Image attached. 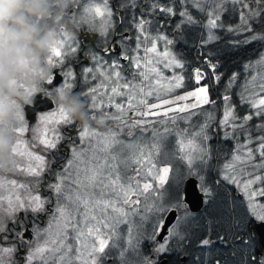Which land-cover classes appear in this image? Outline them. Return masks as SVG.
Masks as SVG:
<instances>
[{"label":"snow or ice","instance_id":"obj_1","mask_svg":"<svg viewBox=\"0 0 264 264\" xmlns=\"http://www.w3.org/2000/svg\"><path fill=\"white\" fill-rule=\"evenodd\" d=\"M229 4L233 13L239 6V23L227 26L226 31L250 34L233 46L264 42V0H172L163 5L152 0L149 13L162 14L166 22L180 17L172 39L159 32L153 36L147 28L152 22L134 14L131 26L136 34L125 35L127 29L117 33L109 0H89L87 5L69 0L70 8L77 9L81 26L87 24L89 31L99 32L105 40L110 31L115 37L104 51L117 59H106L103 53H84L93 66L83 68V82L99 83L79 94L88 98L85 103L91 120L103 131L90 123L74 137H66L58 126H71L73 120L62 107L40 114L39 125L33 129L36 143L32 148L42 146L45 153H51L66 140L70 152V158L54 170L55 159L32 151L24 139L29 130L27 106L34 101L26 98L18 108L12 148L16 159L11 168L0 171V264H106L110 259L115 264H201L202 258L188 251L192 213L187 182L190 178L198 181V191L207 204L214 192L205 177L212 172L226 205L221 219L231 232L230 236L227 232L218 235L216 240L231 242L232 254L239 257L236 264H264V239L250 227L264 224V53L243 66L248 76L240 85L239 104L247 105L250 111L239 113L231 102L232 95L225 94L222 118L217 121L214 112L203 106L216 104L210 98V88L221 82L223 73L205 57L212 70L210 79L196 67L188 76L194 80V87L188 90L185 73L174 71L184 70L185 62L170 47L187 43L186 33L198 26L206 29V35L199 36L201 48L220 40L214 30L225 28L221 15L229 10ZM119 7L136 9L138 3L120 0ZM197 14H205L206 23ZM254 24L258 25L255 29ZM159 26L163 28L164 22ZM53 37L46 63L52 70L59 69L61 86L72 92L76 73L66 61L78 55L79 42L64 28ZM158 41H163V50L158 48ZM117 48L122 51L117 52ZM162 69L173 70V74L165 76ZM237 79V73L227 78L225 93ZM54 81L53 74L47 81L49 95L58 87ZM178 89L182 91L177 93ZM160 116L166 119H148ZM178 121L187 127H179ZM150 126L149 140L144 133ZM170 137L175 141L171 151L167 148ZM214 139L235 143L230 149H214ZM173 161L179 164L174 166ZM9 172L30 179H9L4 176ZM46 172L54 180L45 185ZM42 186L49 195L41 194ZM44 216L47 223L42 227ZM216 240L209 231L199 239L198 248ZM206 264L221 261L208 260Z\"/></svg>","mask_w":264,"mask_h":264},{"label":"clouds","instance_id":"obj_2","mask_svg":"<svg viewBox=\"0 0 264 264\" xmlns=\"http://www.w3.org/2000/svg\"><path fill=\"white\" fill-rule=\"evenodd\" d=\"M80 27L69 0H0V171L11 168L16 159V112L26 98L34 101L42 94L82 127L92 122L80 94L58 86L49 95L46 87L53 75L46 63L53 33L64 28L72 35Z\"/></svg>","mask_w":264,"mask_h":264},{"label":"trees","instance_id":"obj_3","mask_svg":"<svg viewBox=\"0 0 264 264\" xmlns=\"http://www.w3.org/2000/svg\"><path fill=\"white\" fill-rule=\"evenodd\" d=\"M237 11L235 13L230 12V19H227V15H222V22L227 24L228 26H234L237 24V20L239 17V6L237 5ZM230 11V10H229ZM258 25L254 24V29L257 28ZM224 31H217V35L221 37L220 40L214 41L212 44L206 45L203 48L200 47L199 41H193L192 43H186L183 47H187L183 53L176 52L178 58H181L185 62V75L187 79L186 88L188 90H192L194 87L193 80H189L188 76L191 75V72L196 67H201L205 72L206 78L211 77L212 70H208V68L204 69L203 61L205 57H207L211 62L217 64V72L223 73L221 82L215 85L214 88H210V98L214 99L216 103H219L225 94L232 95V103L237 106V111L241 114H246L248 111L246 109V105L239 104L238 93L240 91L241 81L244 79L242 68L244 64L249 62H253L259 58V54L264 51V42H252L249 45H237L233 46L236 40H243L246 33L242 35H225ZM249 34V33H247ZM244 35V36H243ZM191 45V47H189ZM190 48V49H189ZM203 53V55H202ZM210 54V55H209ZM237 73L238 79L236 84L232 87V89L225 93V85L227 84V78L232 74ZM180 90L179 92H181ZM178 92V93H179ZM219 101V102H218ZM218 108L217 104H215ZM255 122H259L257 119ZM215 146L221 147L219 144V140L212 141ZM209 181V186L213 188L214 196L210 200V204L207 205L205 210L203 208L193 214L194 217L190 228L188 229V244L190 247L188 248L189 253L192 256H199L202 258L201 264H206L208 260L219 259L221 264H236L239 259L238 256L231 257L233 253V249H231V242L228 244H224L222 248V243L216 240V237L223 236L228 233L231 235V232L228 231L227 222L222 220L221 217L225 214L226 205L222 200L223 192L222 190L215 184V178L213 174H207L206 183ZM255 223L250 225L252 231H254ZM211 231V237L213 240H216V243L213 245L207 246L206 248L199 249V239L203 236L207 235ZM147 251V249H145ZM203 251V252H202Z\"/></svg>","mask_w":264,"mask_h":264},{"label":"flooded vegetation","instance_id":"obj_4","mask_svg":"<svg viewBox=\"0 0 264 264\" xmlns=\"http://www.w3.org/2000/svg\"><path fill=\"white\" fill-rule=\"evenodd\" d=\"M81 2L85 5L88 4L89 0H81ZM93 2H101V0H93ZM152 2V0H137L138 3V7L136 9H131V8H120L119 7V3L120 0H109V7L112 8L113 10V24L115 25V31L117 33L124 31L125 29H127V31H124L125 35L128 36H134L136 34V31L134 28H132L131 26V21H132V16L133 14L139 18L141 16H143L145 19L150 20L152 23L149 24L147 26L148 31L153 35H157V33H162L164 35H167L170 39L174 38L175 33L173 31L174 29V25L175 23L179 22L180 17L174 16L171 18L170 22H166V18L159 13L156 14H151L148 11V7L150 5V3ZM157 2L161 3L162 5L165 3H171L172 0H157ZM74 11H77L76 8L73 9ZM80 12H82V9H79ZM90 21L92 20L91 17L88 18ZM99 17L96 18V21L98 23L99 21ZM200 19L202 20V17H200ZM164 22V27L160 28V23ZM203 33L204 34V29L203 27L198 26L195 31L189 29V31L186 33L188 39H187V43H192L193 41L198 42L199 41V36L200 34ZM74 36V38L79 42L80 45V51L78 53V55L76 57H71L66 61L67 66H70L73 68L74 72L76 73V80L74 82V88L72 90L73 93L79 94L81 92H86L88 90L89 86H94L95 83H99V80L92 82L91 85L89 84H85L83 82V75H82V70L84 67H91L93 66V62L86 58L84 53L87 52H97V53H103V55L105 56L106 59L111 58V59H117V56L115 55H111L110 53L104 51L106 48L112 46L115 37H113L111 35V31H110V35L108 37L107 40H105L104 38H102L99 34V32H91L88 30V25L84 24L80 27V29L78 31H76L74 34H72ZM128 43L130 45H132L134 47V41L130 40L128 41ZM163 43V41H158V48H160V44ZM184 45H187L184 42H178L173 46V51L176 54V52H182L187 48V47H183ZM191 47V45L189 46ZM190 49V48H189ZM117 52L122 51V49L117 48L116 49ZM121 64H127V61H120ZM184 72V70H183ZM169 73V71H168ZM185 73V72H184ZM53 74L55 75V85L56 86H61L62 85V76L60 75L59 69H55L53 70ZM46 87H51L49 85H46ZM37 98V100L41 103L40 106L43 108L42 110H38L35 111V113L33 114L32 117V121L30 118H26V122L28 123L29 126V130L27 133H25L24 139L26 141H28V145L29 148L38 153V154H42L45 155L47 159L52 160L55 159V163L52 164V168L54 170H59L60 167L62 166V164L64 162L67 161V159L70 158V152L68 150V146H67V141H63L61 142L60 145H58V151L54 150L51 153H45L42 149V146H37L35 148H32V144L36 143V141H34L32 138L34 135H36V133L33 132L34 128H37L39 125V122L37 120V117L42 114L45 113L47 111H54L57 107V105L50 99V98H46L44 95L42 94H38L34 97ZM84 101H87V97H82ZM152 101V100H150ZM51 105V107L48 108V105ZM87 105V103H86ZM88 106V105H87ZM27 107H34V105H29ZM46 108V109H44ZM89 115H91V111H89ZM31 117V115H30ZM92 126L94 128H96L97 130H101L103 128H101L99 125H96L95 122H91ZM60 131L62 132V134L64 136H75L76 133L82 128V126L80 125V123L78 121H73V124L71 126L68 125H59L58 126ZM24 179V180H23ZM22 182H25L26 180H29L30 178L25 177L23 178ZM54 180V177L49 176L47 174V172L45 173V185L48 182H52ZM41 194L43 196H47L49 195V192L46 190V186H42L40 188ZM47 218V216H44L41 218L40 223L43 224L44 219ZM112 260H109L108 263L110 264Z\"/></svg>","mask_w":264,"mask_h":264},{"label":"rangeland","instance_id":"obj_5","mask_svg":"<svg viewBox=\"0 0 264 264\" xmlns=\"http://www.w3.org/2000/svg\"><path fill=\"white\" fill-rule=\"evenodd\" d=\"M231 7H232V5H228L227 6V8L230 10L231 9ZM225 11L224 13H222V15H227V19H230V12L231 11ZM193 12L195 11L194 9L192 10ZM198 16H199V18L200 17H202V20L206 23V16H205V14H197ZM222 15H221V22H222ZM237 23H239V17H238V20H237ZM227 24H225V28L224 29H215L214 30V32H216V34H217V31H219V30H221V32L222 31H224V33L223 34H225V35H228V34H230V35H242V34H244V33H228L227 31H226V28H227ZM235 26V25H234ZM233 26V27H234ZM204 29V28H203ZM204 34L206 35V29H204ZM244 35H246V37L248 36V35H250V34H244ZM243 35V36H244ZM245 37V38H246ZM244 38V39H245ZM163 47H164V44L163 43H161L160 44V50H163ZM171 47V50H172V52L174 53V51H173V46H170ZM262 53H264V51L262 52ZM175 54V53H174ZM259 59V58H258ZM255 61H253V63H254ZM161 68H162V66H161ZM208 70H211V68H209L208 67ZM162 71L164 72V75L165 76H171L172 74H173V70H167V69H162ZM168 71H169V73H168ZM174 71H176V72H181V71H183V70H180V69H175ZM242 72H243V76H244V78L245 77H247L248 76V72H245L244 71V68H242ZM249 72H252V74H255V71L253 70V69H249ZM188 81H187V79H185V84L187 83ZM193 82H194V80H193ZM243 82H244V79L241 81V84L240 85H242L243 84ZM241 90V89H240ZM180 90L178 89L177 90V93L179 92ZM240 92V91H239ZM176 93H173L172 95H175ZM239 97V96H238ZM150 100H152V98H149ZM219 102V101H218ZM217 104V106H218V108L216 107V105H211V104H209V105H204L203 107H204V109H207L208 111H213L214 112V115L216 116V120L217 121H219V119H221L222 118V113H223V100L221 99V101L219 102V103H216ZM246 109L247 110H250L249 108H248V106L246 105ZM170 115H173V114H171L170 113ZM180 115H186V114H180ZM148 119H151V120H161V119H166L165 117H163V116H160V117H149ZM199 119H203V117H200ZM196 120H197V118H193V123H195L196 122ZM178 125H179V127H181V128H184V127H187V124L184 122V121H178ZM156 127H158V128H160L161 130L163 129V126L162 125H156ZM99 131H103V129H101V130H99ZM144 136L147 138V139H151V126L149 127V130L147 131V132H145L144 133ZM241 139H243V138H241ZM215 141H217L218 139H214ZM213 140V141H214ZM212 143V142H211ZM235 143V141H230V142H228L227 144H221V141H219V144H221V147H219L218 146V144H217V146H215V144L214 143H212V145H213V148L214 149H220V148H225V149H230L232 146H233V144ZM174 145H175V141H174V138H172V137H170L169 138V141L167 142V148H168V150L169 151H171L172 150V148L174 147ZM17 159H19V158H17ZM173 164H174V166L175 165H177V164H179V161H173ZM212 174H213V176H214V178H215V180H216V173L215 172H212ZM4 176H6V177H8L9 179H16V180H18V181H20V182H22L24 179L23 178H25L26 176H24L23 174H18V173H14V172H9V173H4ZM170 177H171V173H170ZM207 178V175H206V177H205V179ZM23 179V180H22ZM195 179V178H194ZM198 182V181H197ZM207 184L209 185V181H207ZM203 195V194H202ZM204 198V197H203ZM209 202H210V200H209ZM207 203V204H204L203 203V206H202V208H203V210H205V208L207 207V205H209L210 203ZM199 212V211H198ZM197 213V212H196ZM193 214H195V213H193ZM191 215V217H190V223H189V225H188V229L190 228V224H191V222H192V220H193V218L192 217H194V215ZM46 223H47V218H45L44 219V221H43V224H41V226L43 227V226H46ZM122 228L124 227V226H121ZM254 232L257 234V231H256V228H255V226H254ZM258 236V235H257ZM224 247V244H222V248ZM204 248H206V247H204ZM231 249H233V247H232V244H231V247H230ZM146 251V250H145ZM203 252V251H202ZM233 252V251H232ZM231 257H234L233 256V254H231ZM13 259H15V257H13ZM111 260V259H110ZM111 262V261H110ZM106 264H109L108 263V261L106 262ZM110 264H115V262L112 260V262L110 263Z\"/></svg>","mask_w":264,"mask_h":264},{"label":"water","instance_id":"obj_6","mask_svg":"<svg viewBox=\"0 0 264 264\" xmlns=\"http://www.w3.org/2000/svg\"><path fill=\"white\" fill-rule=\"evenodd\" d=\"M40 104L41 103L37 100V98H35L34 104H33L34 107H27L26 118H30L32 121V117H33L32 113H35V111L43 109L40 106ZM49 107H51L50 103L48 105V108ZM44 109H46V108H44ZM30 115H31V117H30ZM187 183H188V187H187L188 201L190 202L189 210L192 213H196L202 209L204 198H203L202 193H200L198 191V188H197L198 182L196 179L190 178ZM255 224H256L255 228L257 231V235L261 239H264V224H258V223H255Z\"/></svg>","mask_w":264,"mask_h":264},{"label":"built area","instance_id":"obj_7","mask_svg":"<svg viewBox=\"0 0 264 264\" xmlns=\"http://www.w3.org/2000/svg\"><path fill=\"white\" fill-rule=\"evenodd\" d=\"M213 63V62H212ZM214 64H216V63H214ZM203 67L204 68H208V66H207V64H206V62H205V60L203 61Z\"/></svg>","mask_w":264,"mask_h":264},{"label":"bare ground","instance_id":"obj_8","mask_svg":"<svg viewBox=\"0 0 264 264\" xmlns=\"http://www.w3.org/2000/svg\"><path fill=\"white\" fill-rule=\"evenodd\" d=\"M259 237V236H258Z\"/></svg>","mask_w":264,"mask_h":264}]
</instances>
